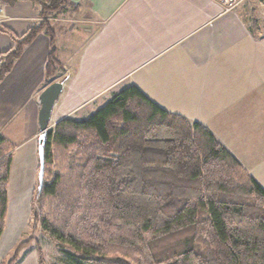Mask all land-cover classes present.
I'll list each match as a JSON object with an SVG mask.
<instances>
[{
    "label": "trees",
    "instance_id": "trees-1",
    "mask_svg": "<svg viewBox=\"0 0 264 264\" xmlns=\"http://www.w3.org/2000/svg\"><path fill=\"white\" fill-rule=\"evenodd\" d=\"M30 1L39 25L22 36L0 28L15 41L0 54V82L43 30L52 46L48 82L60 67L51 20L70 0ZM14 147L0 134V237ZM44 153L31 212L68 264H264V187L207 126L138 86L89 118L59 120Z\"/></svg>",
    "mask_w": 264,
    "mask_h": 264
},
{
    "label": "crops",
    "instance_id": "crops-1",
    "mask_svg": "<svg viewBox=\"0 0 264 264\" xmlns=\"http://www.w3.org/2000/svg\"><path fill=\"white\" fill-rule=\"evenodd\" d=\"M258 2L225 11L220 0H70L75 15L51 21L66 27L78 57L60 62L48 82L52 46L43 30L0 82V134L15 146L0 259L13 237L12 202L21 197L12 192L18 151L27 143L20 160L25 193H32L40 94L55 80L64 81L65 91L52 112L55 123L78 119L87 106L102 107L122 88L136 85L162 108L207 126L264 187L258 171L264 174V6ZM4 6L0 28L17 36L42 22L33 1ZM14 45L0 29V54Z\"/></svg>",
    "mask_w": 264,
    "mask_h": 264
},
{
    "label": "rangeland",
    "instance_id": "rangeland-1",
    "mask_svg": "<svg viewBox=\"0 0 264 264\" xmlns=\"http://www.w3.org/2000/svg\"><path fill=\"white\" fill-rule=\"evenodd\" d=\"M258 1H262V6H264V0ZM260 2H258V4H260ZM262 9L263 10L260 15L264 16V7ZM71 10L72 9L70 8V6H68L67 9L59 13L57 17L60 18V20L62 19V17H70V14H68V12L72 13ZM51 28L53 29L55 34L54 47L57 50L56 53L59 62L66 64V61L76 59L79 55L80 50H77L76 43L72 38H70L69 33L64 31L66 27L60 28L59 22L51 21ZM64 93L65 91L61 94V96H63ZM57 102V104H59L60 100H57ZM97 105L98 103H93L87 106L79 113L77 118H89L100 108V106ZM55 125V119H51L50 128H54ZM25 144L27 145V143ZM26 145L20 147L18 151L19 159L16 160L13 171L14 185L12 187V192L15 193L16 198L18 197V195L21 197L19 200L12 202L13 205L11 207V211L12 214L15 215L12 218V226L10 230H13V237L10 245L7 248V251L2 254L3 256L0 259V264H39L41 257L44 260V264H68L56 241L42 230L39 219H37L31 212L32 198L34 196V191L38 186L40 161L39 154L37 152V172L33 182L34 187L32 193L28 192L26 194V185H23L26 177V170L24 169V164L20 160V156L26 149ZM19 160L20 163L18 164L17 162H19ZM258 171L262 179H264L263 170L258 169ZM21 219H24V222L17 226L18 220Z\"/></svg>",
    "mask_w": 264,
    "mask_h": 264
},
{
    "label": "water",
    "instance_id": "water-1",
    "mask_svg": "<svg viewBox=\"0 0 264 264\" xmlns=\"http://www.w3.org/2000/svg\"><path fill=\"white\" fill-rule=\"evenodd\" d=\"M64 89L63 80H55L51 82L40 94L41 108L39 110V127L40 134L38 138V154L40 161V169L38 174V189L41 191L44 185L45 176V144L47 134L50 129V120L56 101Z\"/></svg>",
    "mask_w": 264,
    "mask_h": 264
},
{
    "label": "built area",
    "instance_id": "built-area-1",
    "mask_svg": "<svg viewBox=\"0 0 264 264\" xmlns=\"http://www.w3.org/2000/svg\"><path fill=\"white\" fill-rule=\"evenodd\" d=\"M246 0H220L222 3L225 11H231L241 4H243ZM5 13V6L0 4V18L4 15Z\"/></svg>",
    "mask_w": 264,
    "mask_h": 264
}]
</instances>
